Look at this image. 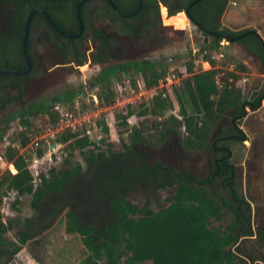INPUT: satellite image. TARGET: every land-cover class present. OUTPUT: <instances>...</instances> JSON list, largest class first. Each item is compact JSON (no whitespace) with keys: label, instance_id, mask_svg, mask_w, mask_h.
I'll return each instance as SVG.
<instances>
[{"label":"trees","instance_id":"trees-1","mask_svg":"<svg viewBox=\"0 0 264 264\" xmlns=\"http://www.w3.org/2000/svg\"><path fill=\"white\" fill-rule=\"evenodd\" d=\"M79 1L72 0L65 13V18L70 22L69 27L76 31L77 20L74 9ZM129 1L133 4L132 10L121 11L122 14L138 9L137 0ZM192 1L194 0H143V4L153 6L156 14L161 4L171 17L183 12ZM227 2L228 0H202L192 6L189 12L208 31H221L226 35L239 36L246 31L231 32L227 28H221L217 20L222 16ZM48 3L49 0L22 2L16 32L18 39L11 41L8 46L0 50V53L4 52V55L0 56L5 58L0 59V69L22 71L23 63H19L18 57L15 56L21 55L23 23L32 8L37 6L47 9ZM80 15L82 17L81 12ZM165 15L164 11L163 19L169 24L183 27L187 23L184 14L171 18ZM57 24L66 31V27L63 26L65 24L59 22ZM89 33L95 40L98 32L90 29ZM65 41L68 42L66 39ZM221 41L222 39L211 37L209 43L202 42L196 53L190 52L185 66V71L190 77L185 81L184 87L167 90V94L173 96L178 106L177 116L172 114L166 116L168 110L174 109V104L172 100L170 101L169 95L164 97L163 91H159L147 103L140 106L142 109L136 113L138 117L162 118L154 123L158 139L153 143V138L145 135L142 129L132 127L128 135L129 143H123L122 150L115 152L110 147L102 150L103 139L91 140L87 135L68 131L55 139L61 146L59 150L68 152L70 158L75 151H78L83 156L85 168L78 163L72 167L67 159L63 164L68 165V169L52 168L47 175L39 176L38 183L29 169V161L41 159L47 153L48 146L36 149L34 159L30 154L25 156L19 154L12 145L5 149V160L13 166L15 173L5 170L0 175V206L3 197L13 195L12 205L16 207L20 204L21 197L31 195L34 215L17 224L20 231L16 236V242H10L5 237V234L13 229L10 221L5 224L0 221V264L11 262L21 250V246L43 234L64 212L66 233L79 235L86 252L85 258L78 264L254 263L244 255L233 251V247L240 239L254 237L256 241L263 243L264 227L254 232L249 205L238 198L237 175L234 167L229 165L228 145L241 143L244 140L238 122L246 113L247 106L250 111L258 108L264 99V92L252 102L239 104L240 91H235L236 96H234L233 86L237 82V73L242 74L245 69L237 63L233 72L225 73V80L231 83L224 84L222 100L217 103L211 99L218 93L216 76L219 70L216 69L213 55L219 51ZM238 42L248 43L249 47L261 56L263 46L256 34H247ZM203 52L206 54L202 56ZM13 54L15 58L6 57ZM70 55L67 51L66 56L69 59H71ZM200 58L212 69L194 72L193 62ZM20 60L22 61V57ZM86 60V56L82 53L77 63L84 64ZM100 61L98 57L94 59L96 63ZM120 69H124L125 73H131L134 77H139L146 90L157 87L169 71L167 67L151 61L130 62L116 68L103 69L90 83V87L98 89L96 96L100 105L111 104L115 97L116 89L112 82L117 81L116 73ZM22 80V77L13 75L0 76V114L7 110L14 100L22 96ZM132 87L137 90L134 81ZM75 96L74 90H66L52 97H44L41 101L25 103L7 120L16 121L20 127L27 130L34 125L33 120L43 116L55 122L59 117L58 107L71 106ZM133 113V110H129L125 116L117 115L116 119L121 121V126H127L126 119ZM7 120H0V127ZM102 121H98L96 125H101ZM182 128L185 136H181ZM1 130L0 128V140ZM218 130L221 131V136L225 137L215 138L212 141V133L215 136ZM101 131L105 135L108 134L109 129L105 123L101 126ZM170 135L178 141V147L180 142V147L186 150V155L193 151L207 153L210 174L206 172L201 178L191 171L178 170L158 161L149 163L147 150L143 148L159 147ZM21 137L19 146L24 148L29 140L24 135ZM221 164L228 170L224 171L223 168L218 174ZM215 181L219 183L216 184V188H225L227 195L233 200L229 205L230 202L222 197V203L227 205L234 215L233 222L223 229L209 227L210 219L218 222L222 220L221 205L205 190L207 187H214ZM137 187L147 196L167 188L172 190V195L165 199L164 204H158L157 210H151L149 202L140 208L128 199L131 194L136 193ZM215 196L219 194L216 193Z\"/></svg>","mask_w":264,"mask_h":264},{"label":"rangeland","instance_id":"rangeland-1","mask_svg":"<svg viewBox=\"0 0 264 264\" xmlns=\"http://www.w3.org/2000/svg\"><path fill=\"white\" fill-rule=\"evenodd\" d=\"M159 11L163 24L169 26V28L171 29H178L180 32H182V34L175 35L180 40V43L164 52V57H170L172 61L168 62L166 67L169 71L172 69L176 70L177 73L178 71H185V66L187 61L189 60L190 52L191 54H194L200 49L203 36L194 25L189 23L188 20L186 25H184L183 27L175 26L167 23L165 19H163L164 11L166 13L165 16H167V18H171L168 16L165 8H159ZM180 14L183 13H178L172 17H176ZM219 23L222 28H225L224 26H222V23H225V20L222 18V16L219 19ZM220 43V45H224V47L222 48V46H220L222 50L220 49L217 53H215V56L217 57L214 58L216 61V69L219 70V74L216 76L218 93L214 97H211V99L213 101H216L217 103L220 102L223 98L224 92L222 88L224 84L231 83L225 80V73L233 69L231 68V64H240L243 63V61H246L241 51L228 50L232 47V45H229L225 40H222ZM255 67L257 66H253L254 70L256 69ZM100 69V67L90 65V63L86 62V65L80 66L79 69H73L72 71L66 72L65 74L69 75V77H67L65 80L52 77L47 79L45 82H42L41 80L39 82H35L32 81V78L28 79L29 84L25 89L24 95H22L20 99L18 98L14 100L10 107L0 114V120H7V118L12 113L16 112L18 108L20 106H23L25 103L40 101L44 97H52L53 95L61 94V92L66 90H74L76 92V96L74 97L73 102L77 101L78 105H80L79 109H84L83 111L88 110L87 114H90L91 111L95 110V106L91 105L90 99L93 95H96V92L98 90L96 87H90V83L96 76L99 75V72L101 71ZM207 70L210 69H208L206 65H202L201 58L193 62L194 72L197 73ZM116 74L117 81H114L116 83L112 82V85L116 89V96L124 95L127 99H129L131 104L127 107V111H134L133 115L126 119L127 126H121V121L119 119H116L117 115H121L117 113L118 111H112L111 109H108L106 112L100 114L96 118H92L93 120H91L90 124L82 123V121H78L75 119L76 125H79L81 123V125L76 128V133L79 135H87L91 140L97 139L98 141H100V139H103L104 143L102 145V150H106L110 147L113 151L120 152L123 148V143H129L128 135L132 127H138L144 131L145 135H149L151 136V138H153V143L156 139H158V132L154 130V123H157L159 119L162 118L156 119L148 116L138 117L136 113L142 109L140 107L142 104L147 103L150 98L159 93V91L165 92L164 97L165 95L168 96L169 93L167 94V90L169 91V87H165L163 85V79L159 82L158 86L155 87V89L153 88L154 91L153 89H151V93H146L142 86L143 83L139 77H134L131 75V73L125 72H117ZM237 75V82L233 86V95L236 96L235 91H240L239 104L242 105L243 102H246L245 100L247 99V93L249 89L254 88L253 86H250L252 85L251 82L253 78L249 79L246 75H243L241 73H237ZM254 78L257 82H259V79H262V77L259 78L256 76ZM244 80H247V85H249L246 86V89L248 87L249 88L242 91L241 86L243 85ZM133 81L137 85V90L132 87ZM169 97L170 101H173L172 103L174 104V109L172 111L168 110L166 112V116L170 114L177 116L179 110L176 101L172 95H169ZM58 109L59 111L63 112L73 110L72 105L66 107L61 106L58 107ZM100 120H103L102 122H100L101 125H96V123ZM33 121L34 125L29 130L20 127L16 121L9 120L3 123L0 127L2 129L0 140V163H3L1 164L2 166H0V175L5 170L11 169L12 171H14L13 167L6 162L4 156L5 149L10 145H12L13 149H15L19 154H22L24 156L26 154H30L34 159L36 148L33 143L36 141H40L41 138L46 136L48 134V129H50L53 123L50 122V119L47 116L40 117V119H35ZM103 123H105L109 129L107 135L103 134L101 131V126H103ZM67 132L68 131L65 130V132L63 131V134ZM180 133L181 136H185L183 128L180 129ZM21 135H24V137L29 140L24 148H21L19 146V143L22 140ZM60 135L61 134H56L53 138L49 137V135L46 136V138H43L42 148L48 146L47 153L41 159L29 161V169L33 177L36 179V183H38L40 175H47V172L52 168L68 169V165L64 166L63 164L67 159H69L70 166L73 167L78 163L82 168H85L83 156L78 151H75L73 157L70 158L68 156V152L59 150L61 149V146L56 142L55 139ZM213 137L214 133H212L211 136L212 141L215 140V138ZM52 143L56 144V148L52 151V153H50L49 146ZM177 147L178 141L173 135H170L167 138L166 142L164 144H161L159 147H144L143 150H147L149 163L158 161L163 163V165H170L177 168L178 170L191 171L203 178L204 174L206 175V172H208L207 167L208 169L210 168V162L207 158V153L193 151L188 152L189 155H186V150H178ZM230 148L232 153L230 162L235 169V174L237 175V195L239 199L249 205L251 211V226L256 233L258 232L259 228L264 227V179H259V176H261L260 171L262 170L258 168V166L263 165H253L247 162L243 164L245 152L242 150V145L240 143L232 144L230 145ZM181 152H183V154H181ZM52 154L55 155L51 156ZM262 176L264 177V175ZM216 181L214 187L210 186L205 188V190L210 197H213L216 202L221 205L222 220L218 222L214 219H210L209 227L223 229L233 222L234 215L228 209L227 205H224L222 203V197L226 198L228 203L231 201V198L227 195V190L225 188H216V184H219ZM259 184L261 185L260 187H258ZM135 191L136 193H133L128 197L129 201L138 205L140 208H142L146 202H149L151 210H157L158 204H164L165 199L172 195V190L168 188L162 191L152 192L153 194L151 196L145 195L142 192L141 188L138 187ZM216 193L219 194V196H215ZM13 199V195H10V197H3V203L0 206V221L3 224L10 221L13 227V229L9 230L5 234V237L10 242H16L17 240L16 236L20 231V227L17 224L23 221V219L30 218L34 215V209L31 204V195H25L21 197L20 204L16 207L12 205ZM231 204L232 203L230 202L229 205ZM65 228L66 219L64 212L60 215V217L53 221L50 228L45 230L43 234L21 246V250L23 251V253L21 254V259L23 257H26L25 259L29 261L35 259L44 261L54 258V261H58L59 264H68L72 260V256L70 255V257H67L65 259H61V256L67 254V249L75 250L82 244L79 235H69L66 233ZM46 245L50 247V252L46 250ZM233 251L244 255L245 258H248L249 261H253V264H263L264 242L261 243L258 240L256 241L254 237L249 239H240L239 242L233 247ZM13 261H17V263H19V259L16 258V256Z\"/></svg>","mask_w":264,"mask_h":264},{"label":"flooded vegetation","instance_id":"flooded-vegetation-1","mask_svg":"<svg viewBox=\"0 0 264 264\" xmlns=\"http://www.w3.org/2000/svg\"><path fill=\"white\" fill-rule=\"evenodd\" d=\"M71 1L49 0L47 9L37 6L34 8L44 10L62 31L64 30L57 22L62 23V25L65 24L63 25L66 27L64 32L75 35L79 30L78 22L76 31L69 27L70 22L65 18L67 6ZM111 1L120 13H122L121 11H130L133 8V4L129 0ZM22 2L24 0H0V50L8 46L11 41L18 39L16 32L19 26V8L22 6ZM142 8L143 10H140L132 17H122L113 10L107 0H87L79 10L83 17L80 15L84 31L80 37L71 40L60 36L50 27L43 16L35 14L30 25L27 47L33 68L29 75L22 77V95H24L25 89L28 87V79L32 78V81L35 82L40 80L45 82L52 77L65 80L69 77V75L65 74L66 72L79 69L80 66L86 65V62L100 67V70L142 61L156 62L158 65L166 67L168 62L172 61L170 57H164V52L180 43V40L175 35L182 34V32L163 24L160 11L156 14L153 6H144L142 1ZM135 11L125 15L132 14ZM219 18L217 19L218 21ZM90 29H95L98 32L95 40L89 33ZM200 33L203 36L202 42L205 43L204 38L207 35L203 32ZM211 37L214 38L213 36H208L207 42L211 41ZM67 51L71 54V59L66 56ZM82 53H84L87 60L84 64H79L77 63L78 57ZM2 54L4 55V52L0 53V55ZM6 57L9 59L18 57V62L23 63L22 71L25 70L26 66L22 52L21 55L18 54L15 57L14 54ZM20 57H22V61ZM96 57L100 58L101 61L94 62ZM0 59L5 58L0 56ZM117 72H125V70L120 69ZM220 133L221 131L218 130L214 138L223 139L225 136H221ZM177 149L182 150L180 147H177ZM223 168L225 167L221 164L218 174L221 173ZM227 170L228 168H225L224 171ZM210 172L211 169L209 168L208 173L210 174Z\"/></svg>","mask_w":264,"mask_h":264},{"label":"crops","instance_id":"crops-1","mask_svg":"<svg viewBox=\"0 0 264 264\" xmlns=\"http://www.w3.org/2000/svg\"><path fill=\"white\" fill-rule=\"evenodd\" d=\"M161 8H164V7L160 5V9ZM222 18L225 20V23L224 24L222 23V26H224L231 32L255 31L256 35L260 38V40L264 44V0H228L225 10L222 14ZM228 44L232 45V47L229 48L228 50H233V51L239 50L244 55L246 61H243V63H240L245 69V72L242 74L246 75L249 79L253 78L251 82L252 85L250 86H253L254 88H256L258 82L255 81L254 77L256 76L259 78L262 77V79L264 78L263 48H262L261 56H258V54H256L249 47L248 43H245V42L239 43L238 41H236V42H232ZM220 46H222V48L224 47V45H220ZM220 49L221 47L219 48V50ZM215 55L216 54L214 53L213 58L217 57ZM201 62H202V65H206L208 69H212L207 62H204V61H201ZM234 65H236V63L231 64V68L233 69L230 72H233ZM255 65L257 67H255L256 69L254 70L253 66ZM260 80L261 79H259L258 81ZM247 84L248 83H246V86H249ZM144 90L146 93L152 92L151 89L150 90L144 89ZM244 103L246 102H243V104ZM245 110H246V113L238 122L239 130L244 135V140L240 143L242 145V150L245 152L243 164L247 162L253 165L254 164L263 165V166H258V168L262 170L260 171L261 176H259L260 177L259 179L263 180L264 177L262 175H264V99L260 102L257 109L250 111L249 107L247 106ZM225 123H227V121ZM235 144H238V143H235ZM230 145L232 144L228 145V151H229V156H230L229 165L232 167L233 165L230 162V159L232 157ZM0 161H1V158H0ZM1 164L3 163H0V166H2ZM12 173H15V170L12 171ZM260 186L261 185L259 184L258 187ZM45 247H46V250L50 252V247L47 245ZM22 253L23 251L20 250L18 254L16 255V258L19 259V263H17V261H13L14 260L13 259L8 264H36V263L37 264H59L58 261H54V258L47 259L44 261L36 260V259L29 261L25 259L26 257H23L21 259ZM70 255L72 256V260L68 264H78L85 258L86 252H85L84 247L81 245L75 250L67 249V254L62 255L61 259L70 257Z\"/></svg>","mask_w":264,"mask_h":264},{"label":"built area","instance_id":"built-area-1","mask_svg":"<svg viewBox=\"0 0 264 264\" xmlns=\"http://www.w3.org/2000/svg\"><path fill=\"white\" fill-rule=\"evenodd\" d=\"M204 54H206V52H203V55ZM189 77L190 74H188L186 71H179L177 73L176 70L172 69L168 71V74L164 78V81L162 83L165 87L182 89L184 87L185 81ZM246 83L247 80H244L243 85L241 86L242 91L247 90L249 88L248 87L246 89ZM262 92H264V78L258 82L256 88L249 89L247 93V99L245 101L246 102L254 101ZM90 102L91 105L95 106L94 107L95 110L91 111L90 114H87L88 110L85 111H83L84 109L80 110L79 109L80 105H78L77 101L73 102L72 111L63 112V111H59L58 109L59 120L57 119L55 122L50 121L51 123H53V125L50 127V129H48V134L46 136L50 135L49 137L53 138L56 134H63V131L65 132V130L76 133L77 132L76 128L81 125V123L79 125H76V120L82 121V123L90 124L91 120H93L92 118H96L100 114L106 112L108 109H111L112 111L116 110L118 111L117 113L121 114L122 116H125L128 112L127 107L131 104L129 99H127L124 95H118V96L115 95V97L112 99L111 104L109 105H100L96 95H93L91 97ZM46 136H44L43 138H46ZM43 138H41L40 141H36L33 143L36 149H41L43 147L42 146Z\"/></svg>","mask_w":264,"mask_h":264},{"label":"water","instance_id":"water-1","mask_svg":"<svg viewBox=\"0 0 264 264\" xmlns=\"http://www.w3.org/2000/svg\"><path fill=\"white\" fill-rule=\"evenodd\" d=\"M87 0H81L75 7V11H74V14H75V17L77 19V22H78V27H79V30H78V33L77 34H69V33H66L64 31H62L55 23L54 21L50 18V16L42 9L40 8H33L29 11L25 21H24V24H23V35H22V43H21V52H22V57H23V60L25 62V70L23 71H17V70H12V69H0V76L1 75H13V76H18V77H23V76H27L30 74L32 68H33V63H32V60L31 58L29 57L28 55V50H27V47H28V41H29V30H30V25H31V22L33 20V17L35 14H40L41 16L44 17V19L47 21V23L50 25V27L56 31L60 36L64 37V38H67V39H75V38H78L81 36V34L83 33L84 31V26H83V22H82V19L80 17V13H79V10L81 8V6L86 2ZM111 7L113 8V10L120 16L122 17H132L134 15H136L140 10H141V7H142V1L143 0H137L138 1V9L132 13V14H129V15H125V14H122L120 12H118V10L116 9V7L114 6V4L112 3L111 0H107ZM202 0H194L192 1L190 4H188L185 8V10L182 12L186 19L189 21V23H191L192 25H194L197 29H199L200 31H202L204 34H206L207 36L204 38V41L205 43L207 42V39H208V36H213L215 39H224L226 40L228 43H232V42H236V41H239L241 38L245 37L247 34H256L255 31H247L239 36H231V35H226V34H223L221 32H212V31H208L206 30L205 28L202 27V25H200L191 15H190V8L192 6H194L196 3H199L201 2ZM262 42V41H261ZM262 46H263V54H264V44L262 43ZM56 148V144H51L49 146V151L50 153H52V151Z\"/></svg>","mask_w":264,"mask_h":264}]
</instances>
